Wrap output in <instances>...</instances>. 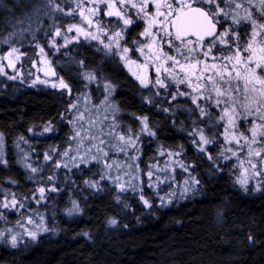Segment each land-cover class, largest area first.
Wrapping results in <instances>:
<instances>
[{
	"label": "snow or ice",
	"instance_id": "1",
	"mask_svg": "<svg viewBox=\"0 0 264 264\" xmlns=\"http://www.w3.org/2000/svg\"><path fill=\"white\" fill-rule=\"evenodd\" d=\"M0 11L11 17L0 35V76L23 83L27 72L35 77L31 86L61 90L69 99L59 118L70 129L62 149L54 145L43 152L47 172L33 159L35 149L28 139L20 135L14 141L16 162L36 187L29 195L0 189V220L7 225L6 212L20 217L12 227L0 229V243L13 249L28 247L41 233L54 230L33 204L46 205V192L62 190L56 183L60 169L66 180L75 169L88 189L99 192L111 186L118 204L120 194L138 192L148 209L153 203L145 197V187L158 196L161 207L198 191L200 180L190 171L196 166L182 159V147L161 146L158 155L166 159L140 168L141 138H154V126L147 115L133 116L136 128L124 121L113 99L117 85L104 67H85L84 59L73 55L82 47L101 53L109 67L125 70L143 90V102L157 106L173 126L177 113L185 114L188 127L180 120V130L217 172L226 166L242 191L264 192V0H0ZM41 38L45 46L39 43ZM32 46L39 49L41 67L29 60L30 68L25 69L23 58ZM46 47L53 57H67V63L76 67L73 80L83 83L75 96L72 83L58 75ZM31 69L43 72L45 79ZM93 92L98 93L95 101ZM28 132L43 136L58 130L49 120ZM6 144L0 132L4 167L9 164ZM177 168L188 173L182 184L175 179ZM7 183L12 186L15 181ZM69 203L66 215L82 214L76 199L69 197ZM217 217L223 220L222 210ZM118 223L116 218L108 220L110 226ZM247 238L254 244L250 232Z\"/></svg>",
	"mask_w": 264,
	"mask_h": 264
},
{
	"label": "trees",
	"instance_id": "2",
	"mask_svg": "<svg viewBox=\"0 0 264 264\" xmlns=\"http://www.w3.org/2000/svg\"><path fill=\"white\" fill-rule=\"evenodd\" d=\"M10 19L0 11V35L8 28ZM39 43L44 45L45 41L41 38ZM0 49L3 51L2 47ZM32 49L33 46L27 47V53ZM79 53L83 55H73L83 58L85 67L103 66L105 75L117 85L113 99L120 106L126 123L137 122L133 116L147 115L150 125L154 126V138H141L140 168L145 170L157 158L161 146L165 150L182 147V159L196 166L190 171L200 180L198 191L161 207L158 196L144 188L145 197L153 203L148 209L139 200L138 192L120 194L122 199L118 204L117 193L111 186L97 192L84 186L75 169L67 173V180L65 170L60 169L56 183L62 190L46 192V205L33 204V209L38 207L54 230L40 234L37 241L28 242V247L21 244L13 249L0 243V264H264V192L242 191L226 166L222 165L224 171L217 172L211 162L195 150L186 131L180 130V120H184L185 128L188 127L185 114L178 112L177 123L173 126L167 114L143 102V90L119 67H109L107 60L92 55L88 48ZM57 59L59 62L68 60L67 57ZM57 69L72 83L73 96L82 90L83 82L73 80L77 72L73 64L64 61ZM68 99L59 90L30 88L0 78V132L7 141L9 160L7 167L0 165V189L10 188L7 181L12 180L17 185L18 195L33 192L36 181L30 180L29 173L16 162L14 141L20 135L28 139L35 149L33 159L44 165L47 172V165L41 163L43 152L54 145L62 149L70 131L59 118ZM49 120L58 132L43 137L28 132L30 127L39 129ZM176 175L178 179L183 175L188 178V173ZM84 178H88L87 172ZM69 197L79 202L82 214L66 215ZM124 203L127 208L123 207ZM218 210L223 211L222 221L217 217ZM110 218H116L119 223L110 226ZM125 224L127 227H123ZM249 232L254 244L248 241Z\"/></svg>",
	"mask_w": 264,
	"mask_h": 264
},
{
	"label": "rangeland",
	"instance_id": "3",
	"mask_svg": "<svg viewBox=\"0 0 264 264\" xmlns=\"http://www.w3.org/2000/svg\"><path fill=\"white\" fill-rule=\"evenodd\" d=\"M45 27H47V24L45 25ZM41 46H45V44L44 45H42L41 44ZM45 50H46V52H48V58L49 59H52L53 60V66L54 67H56V71H57V73H58V69H57V66H60L61 65V63H63L64 61H67V60H63L62 62H59V64H57V65H55V61H56V59L57 58H61V57H53L52 56V54H51V52H49L48 51V49H47V47L45 48ZM62 52L63 51H65L64 49H62L61 50ZM0 52H2L1 51V49H0ZM100 57L101 58H103L102 57V55H100ZM62 58H64V57H62ZM24 59V66H25V69H28V68H30V64L28 63L29 62V60H35L36 62H37V68H39V67H41V65H40V63H39V61H40V59H41V57H40V54H39V49L38 48H35L34 46H33V49H32V51L31 52H29V53H27V55L23 58ZM100 62V61H99ZM18 67H19V65H18ZM63 67V66H62ZM68 69H66V71H67ZM72 70V69H71ZM6 71H8L9 72V74H12L11 73V70H8V69H6ZM31 71L33 72V73H36L37 75H39L40 77H41V79H45V77L43 76V72H37L36 71V69H31ZM75 71V70H74ZM58 75H60L59 73H58ZM107 76V75H106ZM108 77V76H107ZM0 78H2V79H6V77H3V76H0ZM35 77L34 76H28V74H27V72H25V74H24V77H23V83H21V81L18 79V80H16V81H12V82H17V83H21V84H26L27 86H29L30 88H43V89H52L51 87H49V86H47V85H40V84H37V85H35L34 87L33 86H31L30 85V81H31V79H34ZM48 79H51V80H54L55 78H48ZM66 80V79H65ZM54 90H56V89H54ZM59 91H61V90H59ZM92 96H93V100L95 101L96 99H97V96H98V93H96V92H93L92 93ZM128 124H131L132 126H133V128H135V127H137L138 126V121L137 122H131V123H129L128 122ZM47 134V133H46ZM45 135V134H44ZM43 135V136H44ZM42 136V137H43ZM66 142H67V140H66ZM66 142H65V144H66ZM65 144H64V146H65ZM63 146V147H64ZM193 146V145H192ZM214 147V146H213ZM180 149V147H177L176 149H173V150H179ZM166 159V157L165 156H157V158L154 160V161H160V162H163L164 160ZM153 161V162H154ZM44 161H43V158H42V160H41V163H43ZM230 163H231V161H229ZM23 168V167H22ZM25 171V170H24ZM179 172H183L180 168H177L176 169V172H175V179H176V181H177V183L178 184H182V181H183V179H185V175H183V177H181L180 176V179H178V177H177V175H176V173H179ZM185 173V172H184ZM146 179V178H145ZM15 186V187H14ZM8 187H10V188H6V190L5 191H15V188L17 187V185L16 184H14V185H12V186H10V185H8ZM167 187V185H161V188H166ZM250 187H251V185H250ZM13 188V189H12ZM146 189H149V188H147V187H145ZM149 192H151V193H153V195L155 194L152 190L151 191H149ZM17 193V192H16ZM156 195V194H155ZM0 199H2V197H0ZM6 215L8 216V223H7V225L5 224V222L3 221V220H0V229H3V228H5V227H12L13 225H15L16 224V222H17V220L18 219H20V217L17 215V214H15V213H12V212H6ZM11 215H13V217L11 218L10 216ZM41 234H43V233H41ZM29 242H31V241H29ZM8 247H10L9 245H8Z\"/></svg>",
	"mask_w": 264,
	"mask_h": 264
},
{
	"label": "flooded vegetation",
	"instance_id": "4",
	"mask_svg": "<svg viewBox=\"0 0 264 264\" xmlns=\"http://www.w3.org/2000/svg\"><path fill=\"white\" fill-rule=\"evenodd\" d=\"M70 46H72V45H70ZM70 46H69V47H70ZM82 49H87V48H83V47L80 48V50H82ZM88 49H90V48H88ZM90 50H92V49H90ZM82 53H83V52H82ZM76 55H77V54H76ZM78 55H83V54L79 53ZM92 55H102V54H101V53H97V52H95L94 50H92ZM120 69H121V68H120ZM121 71H122L123 74H125L126 76H128L130 79L133 80V82H135V83L138 85V83H137L136 81H134V79L131 78L130 75L127 74L125 70L121 69Z\"/></svg>",
	"mask_w": 264,
	"mask_h": 264
}]
</instances>
